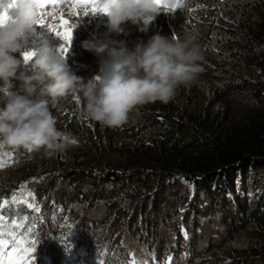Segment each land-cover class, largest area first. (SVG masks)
Instances as JSON below:
<instances>
[{"label":"trees","instance_id":"obj_1","mask_svg":"<svg viewBox=\"0 0 264 264\" xmlns=\"http://www.w3.org/2000/svg\"><path fill=\"white\" fill-rule=\"evenodd\" d=\"M195 1L188 0L189 7L183 10L161 12L145 32L154 29L156 34L171 33L178 39L183 30L177 25L171 30L160 20L180 14L182 19L184 16L186 21H194L190 27L185 24L191 35L209 30L206 23L210 29L219 30L213 46L208 36L203 38L205 47L199 45L202 59L198 63L202 71L196 79L180 84L181 89H176L168 103L145 104L138 116L130 112L138 121L130 128V134L117 135L124 124L114 127L113 132L108 126L101 132L88 125L77 128L85 140L82 144H116L114 150L108 146L103 150L95 147L81 149L80 154L66 149L49 157L43 149L29 152L0 140L1 160L10 166L0 174V211L8 215L0 228L6 229V233L13 229L9 221L15 212L1 206V201L12 195L11 188L2 185L7 179L17 184L24 180L41 181L36 192L38 202L43 197L45 202L40 205L39 215L46 219L48 214L60 222L68 217L66 225L70 231L80 228L78 238L64 231L58 235L35 236L39 238L35 240L39 247L34 252L38 258L33 264H122L121 260H107L101 255L112 241L107 240L108 236L113 234V245L120 244L125 237L135 241L143 234L156 241L157 227H163L160 223L164 211H172L177 203L181 206L178 214L183 213L182 221L188 226V232L184 231L186 240H180L178 227L168 233L178 238L180 253L188 257L186 264H264V16L257 21L243 18V22L237 23L234 17L219 14L212 7L214 0H200V5L212 8L199 11L191 7ZM105 21L106 17L99 13L83 16L82 12L75 20L77 27L65 60L85 83L99 73L100 58L85 51L81 43L104 34ZM165 23L169 25L171 20ZM139 27L136 30L140 31ZM110 35L113 39L118 37L114 33ZM39 36H26L24 51H36L45 42L56 51L62 43L51 33L40 40ZM134 42L136 45L141 41ZM81 53L96 58L84 61ZM4 88L16 91L19 85L0 83V97L5 96ZM74 96L80 97L69 94L55 102L49 101L48 105L56 128L65 134ZM4 99L0 98V107ZM62 111L66 113L57 117ZM132 139L136 144L130 147L127 144H133ZM66 155L80 157L83 162L74 173L62 164ZM187 177L192 179L191 183H187ZM197 189L202 190L204 198L199 207L194 197ZM55 198L62 203L59 209L46 204L55 203ZM75 198L78 203L73 202ZM101 204H111L113 217L108 227H102L101 239L94 222L64 209L85 214ZM56 214L61 215L56 217ZM200 219L216 221L223 229L222 242L227 238L220 247H208L206 261L193 255V242L205 234ZM142 229L145 231L141 234ZM85 230H91L90 236ZM15 232L23 233V230L16 228ZM48 238L55 241L50 247ZM63 250L68 253V261L60 258Z\"/></svg>","mask_w":264,"mask_h":264},{"label":"clouds","instance_id":"obj_2","mask_svg":"<svg viewBox=\"0 0 264 264\" xmlns=\"http://www.w3.org/2000/svg\"><path fill=\"white\" fill-rule=\"evenodd\" d=\"M106 32L85 39L81 46L99 57L100 71L86 83L47 42L25 62L22 53L26 33L37 25L35 0H15L0 15V83L18 82L19 89L7 90L0 107V140L27 151L43 149L49 157L71 145L67 134L56 128L49 110L69 94H78L84 115L108 127L128 122L129 113L148 103H168L180 84L194 81L202 71L200 46L194 35L183 39L159 33L130 49L127 42L111 38L123 25H138L144 32L161 12L173 9L179 0H103ZM176 12V11H175ZM6 238V237H5Z\"/></svg>","mask_w":264,"mask_h":264},{"label":"rangeland","instance_id":"obj_3","mask_svg":"<svg viewBox=\"0 0 264 264\" xmlns=\"http://www.w3.org/2000/svg\"><path fill=\"white\" fill-rule=\"evenodd\" d=\"M185 1V0H184ZM201 4V2H200ZM198 5L196 9L193 8V10L199 11L200 8L205 9V10H210L212 7H214L219 14H221L224 17H234L237 21V23L243 22V18H252L254 21H257L260 19V17L264 16V0H214V5L212 7L207 8L205 4L203 5ZM67 15V13H65ZM79 17H74L73 21L74 23L75 20ZM137 25H133L130 22L126 23L123 25L124 31L120 33L121 37L119 40H124L127 42V45L130 49L134 48L135 46V40L137 41H143L146 43L151 36L155 35L154 33L150 32L147 34L145 31L141 32L136 30ZM199 26V25H198ZM206 27L209 28V30H204L201 32H197L194 36L196 37V42L199 45H204L203 43V38L208 36L211 39V46L214 45L215 42H217L216 38V33L219 32V30L215 29H210L209 25L206 23ZM40 31H42L40 33ZM40 33V34H39ZM74 33V32H73ZM40 35L39 40L42 37H47L50 35V32L47 31L46 27L41 26V25H34L31 29H29L26 33V36H37ZM169 37H174L171 33L168 35ZM185 36H179V40L183 39ZM177 39V38H176ZM62 42V41H61ZM71 114H69L67 123L68 125V132L66 133L70 140H76L78 143L73 144L67 148L69 150H73L75 152H78L81 154V149L87 150L88 148H95L97 147L100 150H103L106 146L108 147H114L116 144H82L84 143V138L81 134L77 133V128L82 126V125H88L90 128L95 130L96 132H101L103 129H108L107 126H104L100 124L99 122L92 121L88 119L83 112L84 108V103L81 97L75 98L71 103ZM142 106H139L137 109L133 110L132 112L138 116L139 111L142 110ZM66 113L65 111L59 112L57 117H61ZM136 116H131L129 115L128 122L123 125V130L122 132H118L117 135H122V134H130V128L132 126H136L137 117ZM113 132L114 127H109ZM131 142L133 144H127L130 147L134 146L136 144V140L132 139ZM0 160H1V155H0ZM63 166L64 167H69L73 166L75 169L80 168L83 164L81 161L80 157H76L73 155H66L64 156L63 160ZM10 166L6 165L3 168H0V174L3 173L6 170H9ZM37 182V185H35ZM41 181H35V180H24L19 182L18 184L15 183L12 180H5L2 182V185H13L17 184L15 188H11L12 190V195L9 196L6 199H3L1 201V206L4 208H7L14 213V217L12 220L16 221L19 223L21 220H24L25 217L27 216H32V218H37V220L31 221L27 225H22L18 227L20 230L25 231V227H31L32 228V233L31 236H37V237H43L47 235H58L60 232L64 231L66 233H70L72 237L78 238L80 237V231L79 229H75L70 231L69 227L66 225V220L68 219L65 218L64 222H60L59 219H56L55 217H51L48 214L46 215V219L43 218V216H40L38 212L42 210L41 204L45 202V198H41L40 202H38V197H37V202L32 201V204H38L39 206L37 207L39 211H36L35 213H30V212H23L25 209V205L27 204L32 196L29 194H35V192L38 189V186L41 184ZM21 185H25L26 187H21ZM80 189H83L80 186ZM58 193H61L59 191ZM13 198H15V202H13ZM7 201L5 204L4 201ZM23 201V202H22ZM75 203H78L77 198L74 199ZM105 204H101L98 207L95 208V210L91 212H86L85 214H81L79 211L77 212L74 210L77 215H80L82 218H88L92 222H94L96 225L101 226V227H108L110 222L113 220V217L105 213L103 210V206ZM81 208L79 207L77 210H80ZM181 209V206L177 203L174 205L172 211L170 209H166L164 211V217L162 219L163 223H160L161 227H157V237L156 241L151 239L150 236L143 234L142 236H139L135 241H131L129 238H125L123 241L122 247L118 250L124 255H128V257L136 258L141 261H147V264H159V261H165L171 257V264H186L188 263V257L185 253H180L179 251V246L178 245V238L176 236H173L172 234H169L168 231L172 230L173 228H186L188 230V226L182 225L180 226L179 224L176 223L177 221V215ZM0 214L3 215L4 219H7L8 215H6L4 212L0 211ZM167 215L169 217H167ZM11 220V221H12ZM200 224L202 225L205 234L204 237L196 238V241L193 242L192 246L195 248V252L193 253L194 256H197L199 260L206 261V253L208 251V247L211 245H215L217 247H220L222 244H224L227 241L222 242V236L220 234L223 233V229H221L216 221L213 219H200L199 220ZM10 227H13L12 224L10 223ZM78 226H81V220L78 221ZM145 226V224H144ZM0 230H6L4 228H0ZM186 230V231H187ZM89 231V236L91 234V230H85ZM145 230L142 229L140 233L142 234ZM188 232V231H187ZM28 234V233H26ZM85 235L87 233H84ZM189 234V233H188ZM180 240H186V236L184 234V231H180ZM113 236V235H112ZM191 237L193 238V235L191 234ZM190 239V235H189ZM192 240V239H191ZM49 246L50 247L54 239L49 238ZM242 241H239V245H242ZM168 264V261L166 262ZM198 264H201L199 262Z\"/></svg>","mask_w":264,"mask_h":264},{"label":"snow or ice","instance_id":"obj_4","mask_svg":"<svg viewBox=\"0 0 264 264\" xmlns=\"http://www.w3.org/2000/svg\"><path fill=\"white\" fill-rule=\"evenodd\" d=\"M14 2L15 0H0V15L13 7ZM35 4L37 8V25L46 27L48 32L62 41L56 50L62 59H66L73 40V30L77 27V23L72 22L73 18L81 17V12L83 16H87L103 13L107 10V5L103 0H35ZM183 6L182 0H179L176 8L165 9V12H175ZM22 57L26 63L30 62L32 59L31 51H24ZM3 90L6 92L8 88ZM71 143L76 144L78 141L73 139ZM5 164V160H0V168H3ZM21 187L26 186L21 185ZM29 195L34 199L33 194L30 193ZM13 202H15V198H13ZM4 203L6 204L7 201L5 200ZM26 203L29 208L39 211L36 205L30 201ZM3 221L4 217L0 214V226H4ZM9 223L13 226L11 232L6 233L0 230V264H31L33 253L37 247L36 241L24 239L22 233L18 235L15 232V229L21 226L19 223L14 220L9 221ZM25 232L31 235L32 228L25 227ZM129 264H147V261L133 258ZM168 264H171V257L168 259Z\"/></svg>","mask_w":264,"mask_h":264},{"label":"bare ground","instance_id":"obj_5","mask_svg":"<svg viewBox=\"0 0 264 264\" xmlns=\"http://www.w3.org/2000/svg\"><path fill=\"white\" fill-rule=\"evenodd\" d=\"M188 0H183V7L181 8V10H183L184 8H188L189 6L187 5V2ZM200 0H196L195 2H194V4L193 5H191V7H193L194 9H196L197 7H198V5L200 4V2H199ZM180 17H181V14H180ZM180 17H178V16H173V18H165V19H162V20H160V23H162L165 27H167V28H171V30H174V28H175V25H177L178 27H180L182 30H183V32H184V34L182 35V36H186V35H188V34H191V31H190V29L187 27V26H189L190 27V23H194V21H186V18L183 16V19H182V17L180 18ZM78 19V18H77ZM168 20H171V23L169 24V25H167L166 23H165V21H168ZM185 24H187V26L185 25ZM151 33H154V34H156V31L154 30V29H152L151 30ZM117 40H119V34H117ZM167 37H169V36H167ZM179 37V36H178ZM80 58L82 59V60H84V61H91V60H93L94 58H96V57H94V56H92V57H89V55L88 54H85V53H81V55H80ZM178 89H181V86H178L177 87V90ZM1 100L2 99H4L5 98V96L4 95H2L1 97ZM68 169L69 170H72L71 172H73L74 173V171L75 170H78V169H75L73 166H69L68 167ZM200 179H198L197 181H199ZM186 181H187V183H191L192 182V179L190 178V177H187L186 178ZM16 185L17 184H13V185H10V184H7V185H5V188L6 189H9V188H15L16 187ZM219 189H220V187H219ZM69 190H71V189H69ZM219 191V190H218ZM217 191V192H218ZM202 194H203V192H202V190H200V189H197V190H195V192H194V197H195V201H196V206L197 207H199L203 202H204V198H202ZM39 196V194H38V192H35V196H34V199L35 198H37ZM64 197V196H63ZM57 198V197H56ZM56 198H55V203H51V202H47L46 204H47V206L49 207V208H54V206H56V209H59V207L62 205V203H58V202H61V201H57L56 200ZM34 199L33 198H31L29 201L30 202H32V201H34ZM68 207V206H67ZM110 208H111V204H105L104 206H103V210H104V212L105 213H108V214H110ZM24 209L25 210H31L32 208H29L28 206H27V204L25 205V207H24ZM65 209V211L67 210V212H70V213H72V212H74V210L73 209H71V211H70V209H67V208H64ZM60 215L61 214H56L55 216L56 217H60ZM169 217V216H168ZM182 218H183V213H181V214H178L177 215V221H176V223L177 224H179L180 226H182V225H185V222L184 221H182ZM34 220H37V218H32V216H27V217H25V219L24 220H21L20 222H19V224H22V225H27V224H29L31 221H34ZM181 230H183V231H185L186 230V228L184 229L183 227L182 228H180L179 229V232L181 231ZM18 235L19 234H21L20 232H16ZM23 237H27L28 239H31V240H36V239H39V238H36L35 236H31V235H29V234H26V232L24 231L23 233ZM96 234L100 237V239L101 238H103V236H104V231H103V228L101 227V226H98V225H96ZM113 235V234H112ZM111 234L108 236V238H107V240L108 239H112V241L111 242H109L108 244H107V246L102 250V253H101V255H103L107 260H121L123 263L122 264H129V262L132 260V258L131 257H128V255H124V254H122L120 251H118L121 247H122V245H123V241H124V239L125 238H128V237H125L122 241H121V243L120 244H114L113 245V236H112ZM7 238V237H6ZM49 239V238H48ZM106 241V240H105ZM37 242V241H36ZM55 243V241L53 242V244ZM52 244V245H53ZM48 246H49V241H48ZM39 247V243H37V247L36 248H38ZM56 247H58V246H56ZM36 258H38V256H35V254L33 253V259H32V261H31V264H33V263H35V261H36ZM60 258L62 259V260H66V261H68V259H69V256H68V253H66L64 250H63V254H62V252L60 251ZM168 260H166L165 259V261H159L158 263L159 264H166V262H167ZM61 264H64V263H62L61 262ZM157 264V263H156Z\"/></svg>","mask_w":264,"mask_h":264}]
</instances>
